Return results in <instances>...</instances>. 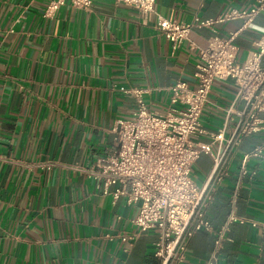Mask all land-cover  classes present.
Masks as SVG:
<instances>
[{
    "label": "crops",
    "instance_id": "0c3cea01",
    "mask_svg": "<svg viewBox=\"0 0 264 264\" xmlns=\"http://www.w3.org/2000/svg\"><path fill=\"white\" fill-rule=\"evenodd\" d=\"M49 1L0 0V264H160L157 231L121 242L119 235L136 232V206L99 193L86 170L114 143L116 119L136 108L126 89H143L149 108L164 112L170 85L193 81L199 55L189 42L205 47L212 34L237 31L242 61L264 34V10L247 22L193 26L189 40L173 51L155 29L154 13L143 22L117 0H91L88 8L66 0L46 16ZM255 1L155 0L153 8L167 19L193 22ZM234 92L230 79L213 82L201 114L203 132L193 142L211 141ZM258 116L259 129L227 154L226 174L210 188L206 217L213 230L230 212L247 220L229 224L218 264H264V232L248 221L264 219V159L251 158L247 174L239 176L244 153L264 140V110ZM237 119L230 113L226 135ZM212 172L211 156L200 154L190 176L202 187ZM213 240V231L195 232L179 264L205 260Z\"/></svg>",
    "mask_w": 264,
    "mask_h": 264
},
{
    "label": "built area",
    "instance_id": "2783aa9c",
    "mask_svg": "<svg viewBox=\"0 0 264 264\" xmlns=\"http://www.w3.org/2000/svg\"><path fill=\"white\" fill-rule=\"evenodd\" d=\"M66 0H50L45 15H51ZM74 7L88 8L91 0H68ZM138 12L143 22L155 14L154 27L170 42L174 51L193 26L211 27L215 22L241 18L245 22L264 10V0H256L248 8H228L215 19L181 22L156 14L155 0H117ZM237 31L227 37L212 34L205 47L189 42L197 50L199 61L193 72L192 83L174 81L169 103L164 112L149 108L142 98L143 89H126L134 95L136 108L128 117L117 118L111 132L114 143L86 170L93 178L95 189L109 195L115 203L120 198L127 205L136 206L132 223L136 232L119 235L129 243L136 233L157 231L154 255L160 264H179L185 256L189 238L197 231L214 232L212 249L199 264H218L220 251L231 222L247 221L230 212L225 222L213 230L206 217V206L211 198L212 184L226 174V156L239 144L242 137L259 129V112L264 110V34L255 42L244 60H238L234 42ZM230 79L234 97L225 109L223 125L211 133L210 142H193L191 137L203 132L201 114L209 101L215 80ZM242 108H235L237 102ZM235 113L237 121L228 135V116ZM215 145V150L212 145ZM200 154H208L213 161V172L205 186H197L190 176L191 168ZM251 158L264 159V140L244 153L239 176L247 174L246 164ZM236 193L231 197L234 205ZM252 226L262 221L248 220ZM109 237V234H106ZM110 238V237H109Z\"/></svg>",
    "mask_w": 264,
    "mask_h": 264
}]
</instances>
